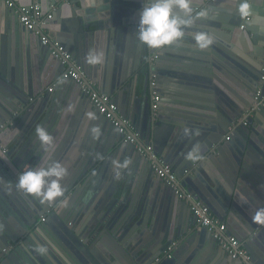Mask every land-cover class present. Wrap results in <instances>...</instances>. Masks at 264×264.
Wrapping results in <instances>:
<instances>
[{
    "label": "crops",
    "instance_id": "1",
    "mask_svg": "<svg viewBox=\"0 0 264 264\" xmlns=\"http://www.w3.org/2000/svg\"><path fill=\"white\" fill-rule=\"evenodd\" d=\"M15 1L19 4L27 5L32 0ZM38 1L42 10L47 11L46 13L51 11V5L56 7V4H53L54 2H62L55 9L54 17L47 21L41 30L50 38L58 40L66 50L72 53L74 60L82 66L85 74L87 73L86 77L88 78L89 76L90 79H94L91 82L95 89L110 95L113 100L112 96L118 94L119 101L117 105L121 114L132 122L138 139L142 143H151L154 147V140L151 138L147 141L145 138L146 132L143 121L144 114L150 107L149 78L147 79L144 76L142 70L146 51L143 49L145 45L136 39L139 11L143 0H70L68 1L69 4L64 0ZM216 5L232 8V11L213 10L212 13L205 16L197 15L198 17L191 14L193 22L185 28V36L170 46L156 49L161 53V59H177L173 61V65L179 64L187 67L196 75L199 71H209L206 74V79H209V81L206 86L200 83H197L196 86H193L192 83L191 85L188 82L184 83L186 85L182 86L184 90L179 89V92L173 93V89H171V94H168L170 96L167 97L165 96L167 93L166 89H170L172 85L167 80L163 81L160 77V81H158L160 84L157 89L159 93H162V100L159 106L161 105L160 111L165 117L173 118L179 124L182 122L185 125L183 128L190 126L192 130L200 131V127L204 128L205 125L211 124L210 126L212 127L209 126L208 130H206L204 140H208L211 135L215 134L218 135V141L222 140L225 143L227 142V144L231 142L238 144L240 136L232 139L237 123L229 124L232 119L230 108L231 110L240 109L243 111L242 114L244 116V113L248 114L249 111H252L245 106L247 98L245 94L241 93L245 91L220 78V75H211L208 69H199L198 65L212 62V53L216 52L213 49V45L223 50H229L230 47L228 45L236 49L244 47L245 51H253V54L259 53L264 56V0H251V14L252 17H255V20L250 23V34L256 42L255 44H257L256 48L252 47L250 43L244 46L246 43L242 44L241 42L242 33L239 25L244 23V18L237 11V0H219ZM234 17L235 20L232 22L231 25L233 26L231 28L228 25L229 20L230 18L234 19ZM3 23L6 26H0L2 27L1 32L4 33L5 37L7 36L6 43L9 46L7 49L9 59L7 60L10 62L9 67L15 65L16 70L19 72V79L17 80L19 87L23 91L26 90L28 92L41 89L42 94H46L48 92L47 89L53 87L50 89L52 90L51 93H57V88L61 84L65 85L64 80H59L63 70L62 65L55 61L53 57L50 58V52L47 47L42 50L38 49V44L36 46L34 43L36 33L24 29L18 20L16 12L8 8L4 3L2 5L0 0V24ZM12 28L13 30L16 29L14 33L11 32ZM81 31H85L89 36L91 35L95 38L91 44L94 46L95 51L103 53L104 59L102 63L97 65L85 64L86 66H84L82 62L77 61L74 53L78 51L80 40L77 37V33H81ZM198 31L207 32L212 36L213 43L209 47L200 49L195 45L192 40V34ZM120 50L125 51L124 53L128 56L129 61L126 72L123 74L124 77L120 81L121 84H116L112 74V60ZM256 56L262 57L258 56V54ZM13 57L15 58L13 59ZM20 64L23 65L21 70L18 68ZM163 64L169 66L170 63ZM3 66L5 67L4 64ZM158 68L160 69L158 73H164L161 67L158 66ZM160 73L159 76H162ZM74 86L72 84L69 85V87L73 88V92L78 94L79 99L76 103H70V106L73 107L69 111L71 113L69 118L71 116L73 120L70 122L67 119L65 126L57 130L55 128L49 130L54 137L52 146L42 145L36 136L35 140H38L39 143L36 142L32 145L35 147L40 145L42 149H35V153L24 154L25 157L31 154V158H22L24 160L22 162L24 163L23 170H25L26 166H32L31 163L35 160L36 153L43 155L42 157L45 156L48 159L61 162L68 170L67 175L61 181L64 195L52 203H41V201H38L39 206L43 212H46L49 207H58L64 200L73 197L75 200L74 206L77 207L79 205L80 207L74 218L76 232L83 235L82 233L87 232V228L97 222L93 229L88 232L87 236L90 240H93V237L96 236L94 230H99L100 225H102V228L104 227L101 223V218L106 224L110 221L111 228L116 229V233L113 235L115 238L113 239L107 234L103 235L105 240L103 241V247L105 249L103 248L101 251L105 252V254L110 253L113 260L123 261L124 259L126 264H128L124 246L128 248L136 246L138 250L148 240L154 241L155 236L162 238L164 242V237L172 234L171 229L173 227L179 228L181 227L180 225H187L190 222L192 213L189 206L187 208L181 201H177L173 195L172 201L164 192L156 190L155 187H151L152 189L149 191L144 190L146 188L145 182L148 178L149 169L147 166L149 165L146 159L136 151L135 154L139 158H135V161L131 164L128 163L126 167L119 169V175L116 174L113 160L123 162L129 159V155L124 153V151L116 154L112 153L115 148L126 146L121 137H117L115 142H113L114 145L108 143L107 148L105 146L102 147L104 150L106 148L105 151L107 152H103L101 156L94 155L96 149L94 143L96 141L101 143L102 138L96 139L93 137L91 128L95 124L90 120H86L88 119L86 113L92 111L95 112L96 116H98V113H96L95 108L88 102L87 98L80 94V89L77 86L74 88ZM190 88L197 93L193 94V92L192 95L186 92ZM258 88L261 89L260 86ZM119 90L120 92H118ZM106 91H110L112 94ZM184 95L183 101L174 103L176 102V97L181 98ZM255 95L253 104L256 105L259 103L255 99ZM12 96L14 98V95ZM192 97H195V100L198 99L197 102H192ZM206 97L209 98L205 101L203 98ZM52 106L53 103H50V108ZM229 117L231 118L229 119ZM213 118L214 120H212ZM256 118L257 120L253 121L251 127V139H253L256 146L264 151V118L260 115L256 116ZM15 120L12 119L11 122L14 123ZM12 126L7 130V134L3 136L2 140L3 145L7 148L11 147V149L17 143L21 146L27 143L26 137L28 133L26 132L30 129L28 127L26 130L23 131L21 129L20 131L17 126ZM114 134L116 135V133ZM228 135H230V138L226 139ZM245 139L246 137L243 140ZM28 146L30 144H26L23 147L28 148ZM33 146L28 149L32 151ZM109 148L110 152L108 153ZM21 154V151L17 150L11 152V155L17 156L18 159ZM156 154L159 159L163 160L158 155V152ZM170 166L172 167V165ZM211 172L215 177V172L213 170ZM215 179L219 180L217 176ZM213 182L215 183V181L211 180L209 182L210 185ZM241 183L238 182L237 190L234 192L233 198H231L233 200L230 201L228 199V202L230 201L229 204L232 206V210H228L230 214V218H227L229 219L228 222L225 216L226 209L223 207L227 204L222 203V198L219 195L215 196L217 199L214 197V204L212 202L207 203L210 212L225 222L228 231L236 237L240 231L242 233L243 231L244 233L246 232V226H249V229L254 228L251 226L249 219H252L258 207L264 206V188L262 185L259 186L261 189L254 190L249 183L243 185ZM184 187L191 192L193 201L201 202L192 187L186 184ZM215 187L214 185L213 189ZM190 203L189 201L188 204ZM92 205L98 208L92 210L90 208ZM255 224H258L256 227H259L257 232L260 233V241L264 245V224ZM249 229L248 231H250ZM207 236H209L208 233ZM208 238L210 239L206 238L207 241L201 248L198 244L193 245L198 246V255L204 257L205 264H215L219 260L215 253L220 254V249H218L219 247L211 237ZM180 239L177 237L174 241L178 242ZM213 245H215L214 249L212 248ZM187 250L188 246H184L181 249L178 261H182ZM183 263L185 264L184 260Z\"/></svg>",
    "mask_w": 264,
    "mask_h": 264
},
{
    "label": "water",
    "instance_id": "2",
    "mask_svg": "<svg viewBox=\"0 0 264 264\" xmlns=\"http://www.w3.org/2000/svg\"><path fill=\"white\" fill-rule=\"evenodd\" d=\"M218 2L219 0H191V14L198 17L197 13L201 11H206L207 14L212 13L213 10L220 9L228 12L232 11V8L217 6L216 3ZM3 3L4 2L1 1L2 5ZM61 3L62 2H54L53 4H56L55 9H57ZM66 3L69 4V2ZM55 9L52 11V18L54 17ZM173 11L174 14L184 15L179 9H174ZM46 12L47 11H43L44 14ZM234 20L235 17L229 20L230 22L228 25L231 28L233 26L231 24ZM249 20L250 21L246 22L243 29L240 28L243 39V41L241 39V42L242 44L244 42L246 43L244 46L250 43L252 47L256 48L257 44H255L256 42L250 34V23L255 20V17H252L251 14ZM0 26L4 27L6 24L3 23L0 24ZM2 27H0V125H4V128L0 129V157H2L0 158V239H5L4 242L11 245V253L7 254L5 257L0 255V264H126L124 259L123 261L113 260L110 253L105 254V252L101 251L104 248L103 241H105L103 235L107 234L113 239L115 238L113 235H115L116 229L111 228L110 221L106 224L101 218V223L104 227L102 228V225H100L99 230H94L96 236L93 237V240H90L87 235L97 222H95L93 226L87 228V232L82 233L83 235L79 232L77 233L74 227V225H76L74 223V218L80 207L79 205L75 207V200L73 197H70L64 200L67 201L66 204H64L63 201L58 207L54 206L53 208L49 207L46 209V213L48 214L47 219L37 222V215L43 214V210L39 206V198L26 195L24 192L16 189L15 182L20 172L23 171L24 166V163H22L24 160L22 158H31V154L26 157L24 154L31 152L35 153V149H42L40 145L36 147L33 146L36 142L39 143L38 140H35L37 136V126H43L49 131L53 128L57 130L65 126L67 119L71 122L73 119H71V116L69 118L71 114L69 113L71 110L70 103H76L79 96L73 92V88L69 87V85L72 84L78 88L79 85L74 81L64 80L65 85L61 84L57 88V93H51L52 90L50 89L53 87L48 88L46 94H42L41 89L39 91L35 90L29 92L24 89L25 91H23L17 83L19 79L18 70H16L15 65L9 67L10 62L7 60L9 59L7 54L9 46H7L6 43L7 36L5 37L4 33L1 32ZM39 28L38 26L36 27V29ZM14 30L12 28L11 32L14 33ZM77 35L80 42L78 51L74 54L77 61L82 62V64L86 66L85 64H88L85 59L86 54L89 50L95 51L94 46L91 44L95 38L91 35L89 36L85 31H81V33L79 32ZM35 36L34 43L36 46L38 44V49H45L47 46L39 42V35L35 34ZM228 46L230 47L229 50H223L213 45V49L216 52L212 53V62L210 64L208 62L206 64H200L198 68L204 70L208 69L211 75H220V78L229 81L235 87L245 91L241 92L245 94L247 98L245 106L252 111H249L248 114L244 116L242 114L243 111L240 109L236 110L237 108H235L231 110L230 108L232 119L229 124L237 123V126L234 128L235 132L232 139H236L237 136H240L238 144H234L233 142L227 144V142L225 143L222 140L218 141V135L215 134L211 135L208 140H204L206 130H208L211 124L205 125L204 128L200 127V131H198L199 135H185V129H188L189 132L193 131L190 126L183 128L185 125L182 124L181 121V124H179L175 119L165 117L160 111L161 105L159 106V104H161L162 93H160L158 108L154 112L149 107L143 119L146 140L149 141L151 138L154 140L155 152H158V155L161 156L166 163L172 165V170L179 178L181 184L183 186L186 184L192 187L202 203L207 204L208 202H212L214 204V197L219 195L222 198V203L227 204L223 206L226 209L225 216L227 222L229 220L227 218H230L228 210H232V206L229 203L233 200L231 198H233V194L237 190L238 182H242V185L249 183L254 190L261 189V187H259L261 185L264 188V151L256 146L253 139H251V127L253 121L257 120L256 116L260 115L264 118V104H253L254 95L259 89V86L261 87V94L264 95V56L259 53L253 54V51H245L244 47L241 46L242 50L240 48L236 49L230 45ZM143 49L146 51V57L142 63L143 74L147 79H150V74L155 73L157 88H159L160 83H158V81H160V77L163 81L167 80V82L172 85L170 89H166L167 93L165 96L167 97L170 96L168 94H171V89H173V93L179 92V89L184 90L182 87L186 86L184 83L188 82L190 85L192 83L193 86L200 83L206 86L209 81V79H206V74H208L209 71H199L196 75L187 67L179 64L173 65V61L177 59H161V53L146 45ZM124 52L120 50L115 54L112 60V74L116 84H119L123 79V74L126 72L129 61L128 56H126ZM154 53L157 54V57L151 60ZM256 54L262 57H257ZM52 57L55 61L59 62L57 58L50 54V58ZM14 58L15 57H13V59ZM159 62L162 63L159 64ZM163 63L170 64L169 66H165ZM158 66L164 71V73L159 72L162 76H159L158 70L160 69ZM18 68L21 70L23 65L20 64ZM89 80L93 81L94 79L89 78ZM120 90L118 92H120ZM106 92L112 94L110 91ZM186 92L189 94L193 92V94L197 93L191 88L190 90H186ZM11 94L14 95V98ZM80 94L86 97L88 102L92 105L87 96L82 92ZM50 97L51 99H49ZM112 97L117 104L119 101L118 94ZM183 98H185V95L181 98L176 97V102L174 103L183 101ZM194 98L195 97H192V102H197L198 99L195 100ZM208 98L209 97L203 99L206 101ZM50 103H53L51 108ZM72 107L73 106H71V108ZM96 113H98L97 110ZM119 113L121 114L120 111ZM252 114L256 116H252ZM96 117V119L90 121L101 128V135L99 138H102V140L101 143L100 141L94 143L96 146L94 155L101 156L103 152H107L105 151L107 145H114L113 142H115L117 137L120 138V135L116 128L103 115L98 113ZM230 118L231 117H229V119ZM12 119H16L12 125L17 126V129L19 128L20 131L21 129L24 131L28 127H30V129L26 132L28 133L26 137L27 143L22 146L17 143L13 145L11 149V147L7 148L3 145L2 140L3 136L7 134V130L12 126L8 125V121H12ZM86 120L88 121L89 119ZM212 120H214V118ZM114 133H116V135ZM242 137L243 139L246 137V139L243 140ZM228 138H230V135H228ZM26 144H30L28 148L33 146L32 151L27 147H23ZM125 145L126 146L122 148H113L114 151L112 153L116 154L124 151V153L129 155L128 161L131 164L135 161V158L139 157L135 154L136 150L133 145L129 143ZM194 145L199 146V158L196 160H189L186 158V153H188ZM103 146L106 147L105 150L102 148ZM16 150L22 153L19 159L17 156L11 155V152ZM109 152L110 148L108 153ZM136 152L139 153L138 151ZM139 154L146 159L149 165L147 166L149 170L148 178L145 182L146 188L144 190L149 191L152 189L151 187H155L156 190L164 192L170 200L172 199L173 201L174 196L177 201H181V203L188 208L189 204L179 199L174 194L173 190L154 173L147 157L141 153ZM42 156L43 155L36 153V158L31 165L38 166L45 159H48V157ZM94 163L95 161L93 165ZM212 170L215 172V177L217 176L219 180L215 179L211 172ZM211 180L215 181L216 184L213 182V184L210 185L209 182ZM214 185L216 187L213 189ZM228 199L230 200L229 202ZM90 208L94 210L98 207L92 205ZM249 221L254 228L249 229V226H246V232L248 229L250 231L247 233H244V231L242 233V231H240L237 237L250 253L253 264H264V245L260 241V233L257 232L259 227H256L258 224H255L256 222H253L252 219H249ZM180 226L179 228L173 227V229H171L172 234L164 237V242L162 238H157L155 236L154 241L148 240V242L143 246L141 245L138 250L136 246L132 248L124 246L128 264H184L183 260L185 264H205L204 257L198 255V246L193 244H198L201 248L207 239H210L208 237H211L209 231L205 227L195 224L193 215L190 216V222L187 225L182 224ZM207 233L209 236H207ZM177 237L178 239L181 238L180 241L172 246L170 256L166 257L163 251L170 246ZM213 241L215 242V240ZM41 246L46 249L43 253L37 250L38 247ZM184 246H188V250L185 257L180 262L178 261L179 252ZM217 246L219 247L218 249H220V254L215 253V256L219 257V260H217L215 264H244L241 260L231 258L218 244ZM212 248L214 249L215 245H213ZM156 258L158 259L155 260Z\"/></svg>",
    "mask_w": 264,
    "mask_h": 264
},
{
    "label": "built area",
    "instance_id": "3",
    "mask_svg": "<svg viewBox=\"0 0 264 264\" xmlns=\"http://www.w3.org/2000/svg\"><path fill=\"white\" fill-rule=\"evenodd\" d=\"M1 1L4 2L8 8L16 12L19 22L25 29L35 31L36 34L39 35L40 42L46 45L50 54L59 60V63L63 67L59 80L76 82L81 92L88 97L98 113L103 115L116 128L122 141L133 145L136 151L147 157L154 173L173 190L174 194L179 199L187 201L188 203L189 201L191 202L189 208L194 217L195 224L205 227L209 231L212 239L215 240L231 258L241 260L244 264H253L250 253L247 251L244 244L228 231L225 222L213 215L207 204L193 201L191 192L186 190L181 184L172 170V167L164 160L158 158L153 145L151 143H142L138 139L132 122L119 113L118 105L111 96L95 89L93 83L86 77L82 66L74 60L72 54L66 50L58 40L50 38L47 34L43 33L41 28L52 18V11L56 8L55 5H51V11L44 14L38 0H32L27 5L19 4L15 0ZM64 1L68 2L69 0ZM249 19L250 16L244 18V23L240 24L239 27L243 29L245 23L249 21ZM37 26L40 28L36 29ZM156 57L157 54L154 53L151 60ZM155 78L156 74L151 73L149 79L150 107L154 112L158 108V101L160 100V93L157 89ZM255 99L260 105L264 104V95L261 94L260 89L257 90ZM244 114L247 115V113ZM8 124L12 125V122L10 121ZM3 128L4 125H0V129ZM226 139H229L228 136ZM175 243L176 241L172 242V244L163 251L166 257L170 256V251ZM157 259L158 258L155 260Z\"/></svg>",
    "mask_w": 264,
    "mask_h": 264
},
{
    "label": "clouds",
    "instance_id": "4",
    "mask_svg": "<svg viewBox=\"0 0 264 264\" xmlns=\"http://www.w3.org/2000/svg\"><path fill=\"white\" fill-rule=\"evenodd\" d=\"M174 9H179L184 15L174 14ZM237 11L242 18H248L251 15V0H237ZM191 13V0H143L139 11L136 39L152 49L170 46L185 36V28L193 22ZM197 15L205 16L207 12L201 11ZM192 40L200 49H205L213 43L212 36L203 31L193 33ZM85 59L88 64L97 65L103 62L104 55L102 52L89 50ZM86 116L89 120L97 118L92 111L87 112ZM91 133L94 138L98 139L101 135V128L94 125L91 128ZM36 134L42 145H53L54 137L43 126H37ZM185 135H199V132L198 130L189 132L188 129H185ZM199 151V146L194 145L186 153V158L189 160L198 159ZM128 163V160L123 162L113 160L116 174L119 175V169L126 167ZM67 171L61 162L50 158L45 159L38 166H26L25 170L20 172L15 187L26 195L38 197L41 203H52L64 195L61 181L67 175ZM63 203L66 204L67 201ZM252 219L256 223L264 224V206L257 208ZM37 250L41 253L46 251L42 246Z\"/></svg>",
    "mask_w": 264,
    "mask_h": 264
},
{
    "label": "flooded vegetation",
    "instance_id": "5",
    "mask_svg": "<svg viewBox=\"0 0 264 264\" xmlns=\"http://www.w3.org/2000/svg\"><path fill=\"white\" fill-rule=\"evenodd\" d=\"M47 212V211H46ZM43 212V214L37 215V222L45 221L47 219L48 214ZM43 217V218H42ZM40 218V220H39ZM5 239H0V255L5 257L7 254L11 253V245L6 244L4 242Z\"/></svg>",
    "mask_w": 264,
    "mask_h": 264
}]
</instances>
